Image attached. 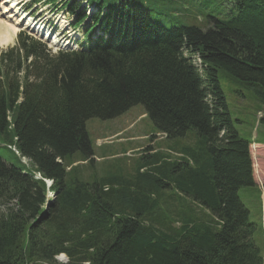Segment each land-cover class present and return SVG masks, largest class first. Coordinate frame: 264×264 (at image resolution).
<instances>
[{"label":"trees","instance_id":"1","mask_svg":"<svg viewBox=\"0 0 264 264\" xmlns=\"http://www.w3.org/2000/svg\"><path fill=\"white\" fill-rule=\"evenodd\" d=\"M130 1L98 0L92 31H110L111 42L89 52L52 54L24 40L22 55L0 54V144L32 166L28 173L0 154V264H55L61 255L65 264H264L257 226L239 195L256 186L254 140L236 128L219 76L226 70L264 104V0L214 2L218 19L213 27L203 19L206 32L185 16L170 31L139 17L129 22ZM209 1L176 4L202 15ZM127 20L130 39L114 49ZM184 50L201 56L203 75ZM139 103L168 139L153 153L146 147L130 179L96 171L81 179L75 164L91 169L96 155L87 121ZM179 196L205 210L184 216L187 206L168 203ZM169 213L179 226L158 222Z\"/></svg>","mask_w":264,"mask_h":264},{"label":"rangeland","instance_id":"2","mask_svg":"<svg viewBox=\"0 0 264 264\" xmlns=\"http://www.w3.org/2000/svg\"><path fill=\"white\" fill-rule=\"evenodd\" d=\"M79 1L82 2V0ZM142 1L148 4L147 7L151 9L152 18L155 22L162 23L166 26L171 25V23L162 21L161 12L167 10L166 1ZM18 2L19 5H14V3L10 1L7 2V0H0V14L3 13L6 17L12 14L11 18L20 23L19 29L26 30L24 24H26V22L31 23L32 18L30 17V11L34 9V6L36 5H34V2L32 4H25V1L22 2L20 0ZM57 4H59L58 7L53 9H51L48 4L44 5V2L38 3L37 7H35L37 8L36 13L38 14L43 13L42 11L47 9L44 11L46 17L51 20V23H53L52 27L47 25V28H44L45 30L42 32V35L48 36L50 34V29H54L52 40L59 41H57V44H51L48 41V46L52 47V52L57 51L61 45L76 48H84L85 46H88L89 42L85 39L84 30L73 29V27L70 26L71 21L74 19L72 13H69L67 8L64 9L61 2H58ZM82 4L84 5L83 2ZM4 7L6 8V12H4ZM53 7L55 6L53 5ZM91 9L92 7L87 6L88 12ZM65 28H67V31L66 35L63 36L62 29ZM194 29L202 32L197 27H194ZM27 32L31 34L29 31ZM31 35L37 38L42 37L37 34ZM14 42L9 45L14 44ZM9 45L0 48H6ZM198 58V54L194 55V63L195 66L201 70V64ZM204 67L206 66L204 65ZM219 76L221 87L225 95V102H227L226 104L235 121L236 128L243 137L248 139L252 138L254 141H257L256 143L253 142L249 149L252 160L253 178L255 176L254 181L256 186L243 187L240 189L239 195L251 212V221L257 226L253 236L254 241L259 247L264 249V193H262V189L264 188V104L261 103L252 90L245 87L237 77L226 70L221 69ZM145 112V107L142 104H136L114 118L106 120L92 118L87 121V130L93 141L96 155L94 163H91V169L87 167L84 161L75 164L79 167L81 166V179L87 181L90 174L95 171L100 176L114 174L130 179V175L133 172V166L135 165V159L133 158L138 157L136 156V153L143 152L139 150L140 148L148 147L152 144L150 137L158 132V129L155 127L152 120L146 116ZM223 133L224 132L222 131L221 134ZM221 134L220 137H222ZM163 137L164 133L159 131L157 138L163 139ZM164 142L171 143V141ZM155 146H157V144H155ZM0 154L8 164L15 165L28 173L32 171L30 162L29 164L26 163L29 159L21 160L20 158L13 156L7 148H0ZM54 197L55 194L50 196L49 199L51 200ZM168 203L170 205L176 204L181 207L187 206L183 213L184 216H188L197 208H200V212L205 210L202 203L189 196L187 198L179 196L174 198V200L168 201ZM0 209H4V206L0 205ZM210 212L211 211H209V213ZM176 220L177 218L175 215L169 213L162 215V219L158 222H161L166 226L173 224L174 226H179L180 223ZM35 264L50 263L41 260L37 261ZM55 264L65 263L57 259Z\"/></svg>","mask_w":264,"mask_h":264},{"label":"bare ground","instance_id":"3","mask_svg":"<svg viewBox=\"0 0 264 264\" xmlns=\"http://www.w3.org/2000/svg\"><path fill=\"white\" fill-rule=\"evenodd\" d=\"M13 1H14V5L18 3V0H10V2ZM11 17L12 14L7 17L4 16L3 14H0V47L12 43L14 41L15 36L18 33L19 27L17 25L19 22H16ZM48 184L50 185L51 182L48 181ZM56 258L63 261L64 263H69L70 261L67 256H63V255L57 256Z\"/></svg>","mask_w":264,"mask_h":264}]
</instances>
